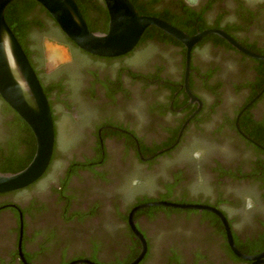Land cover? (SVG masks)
<instances>
[{
    "label": "flooded vegetation",
    "instance_id": "flooded-vegetation-1",
    "mask_svg": "<svg viewBox=\"0 0 264 264\" xmlns=\"http://www.w3.org/2000/svg\"><path fill=\"white\" fill-rule=\"evenodd\" d=\"M73 1L87 29L106 32L103 0ZM127 1L187 37L217 30L232 44L204 35L186 65L185 45L148 26L129 52L97 57L33 0L10 2L3 15L47 99L54 141L39 179L0 194V264H129L141 252L132 228L145 244L137 264L254 263L226 230L239 254L264 252V60L251 56L264 57V0ZM44 42L68 61L49 66ZM13 113L0 115V171L17 170L34 143ZM57 115L70 121L66 156ZM160 202L208 207L226 228L207 210L133 211Z\"/></svg>",
    "mask_w": 264,
    "mask_h": 264
},
{
    "label": "water",
    "instance_id": "water-1",
    "mask_svg": "<svg viewBox=\"0 0 264 264\" xmlns=\"http://www.w3.org/2000/svg\"><path fill=\"white\" fill-rule=\"evenodd\" d=\"M12 1L0 0V99L29 128L34 138V152L30 162L23 169L14 173L0 172V194L21 190L39 179L48 166L54 141L53 124L47 99L19 44L4 22V10ZM33 1L50 15L60 32L77 49L97 57H118L129 52L136 44L143 30L148 26H153L185 45L187 65L188 52L191 46L200 38L211 33L223 36L217 30H205L187 37L159 19L137 15L127 0H103L108 15L107 30L106 32H91L87 29L73 0ZM223 37L232 44L227 37ZM251 56L264 60V57ZM187 71L188 68L186 67L184 87L187 95L192 100V96L186 89ZM149 206L207 210L216 213L226 228L225 221L218 212L201 205L164 202L146 203L138 205L133 211ZM129 225L132 228L131 224ZM132 231L140 241L141 252L129 264H137L143 256L145 244L141 236L133 228ZM226 233L229 245L238 257L244 260H254L255 262L252 264L262 263L260 259L264 256V252L255 257L241 255L232 247L227 230ZM78 263L89 264L87 261H75L71 264Z\"/></svg>",
    "mask_w": 264,
    "mask_h": 264
},
{
    "label": "rangeland",
    "instance_id": "rangeland-1",
    "mask_svg": "<svg viewBox=\"0 0 264 264\" xmlns=\"http://www.w3.org/2000/svg\"><path fill=\"white\" fill-rule=\"evenodd\" d=\"M43 44L45 48L46 58L48 60L47 64L49 66H56L59 63L68 61V54L66 53L65 49L47 42H44ZM56 119V147L59 152L62 151V154L66 156L71 148L70 143L67 141L68 133L66 132V124H68L70 121L66 116H61L59 118V116L57 115ZM58 151L57 153H59Z\"/></svg>",
    "mask_w": 264,
    "mask_h": 264
},
{
    "label": "trees",
    "instance_id": "trees-1",
    "mask_svg": "<svg viewBox=\"0 0 264 264\" xmlns=\"http://www.w3.org/2000/svg\"><path fill=\"white\" fill-rule=\"evenodd\" d=\"M18 1H19V0H18ZM3 18H4V22L6 23L7 27H8V28L10 29V31L12 32V31H13V27L11 26V22H12V21H11V20H8V18H7L6 15H5V16L3 15ZM88 30H89V28H88ZM89 31H91V30H89ZM12 34H13V32H12ZM0 102H1L0 113H1L2 115L6 114L7 111L13 113V112L11 111V109H10L7 105H5V104L2 102L1 99H0ZM13 114H14V113H13ZM15 116H16V115H15ZM16 122L19 123V124H22V125L25 127V129L28 130V128L26 127V125H25V124L22 122V120L19 119L17 116H16ZM33 151H34V143H33V140H32V143H31V152L29 153L28 159L26 160L27 162L30 161L29 159H31L32 154H33ZM26 161H25L22 165H20L19 168H18L17 170H10V171L1 170L0 172H1V173H5V172H8V173H14V172H17V171L23 169V168L28 164ZM25 163H27V164H25Z\"/></svg>",
    "mask_w": 264,
    "mask_h": 264
},
{
    "label": "bare ground",
    "instance_id": "bare-ground-1",
    "mask_svg": "<svg viewBox=\"0 0 264 264\" xmlns=\"http://www.w3.org/2000/svg\"><path fill=\"white\" fill-rule=\"evenodd\" d=\"M59 53V52H58Z\"/></svg>",
    "mask_w": 264,
    "mask_h": 264
}]
</instances>
